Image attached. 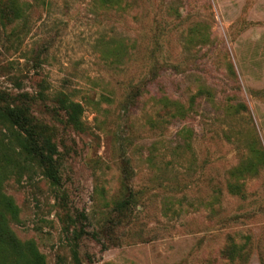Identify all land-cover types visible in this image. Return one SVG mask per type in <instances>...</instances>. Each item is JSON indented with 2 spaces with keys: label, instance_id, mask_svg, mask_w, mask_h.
Masks as SVG:
<instances>
[{
  "label": "rangeland",
  "instance_id": "obj_1",
  "mask_svg": "<svg viewBox=\"0 0 264 264\" xmlns=\"http://www.w3.org/2000/svg\"><path fill=\"white\" fill-rule=\"evenodd\" d=\"M41 83L62 183L21 160L3 190L47 264H264V0H0V91Z\"/></svg>",
  "mask_w": 264,
  "mask_h": 264
},
{
  "label": "trees",
  "instance_id": "obj_2",
  "mask_svg": "<svg viewBox=\"0 0 264 264\" xmlns=\"http://www.w3.org/2000/svg\"><path fill=\"white\" fill-rule=\"evenodd\" d=\"M40 85L41 89L37 93L0 91V119L9 125L14 138V141L9 140L6 151H0V264H47L45 255L36 243L32 240H22L13 230L10 220H18L19 209L14 199L3 190L6 178L4 173H7L10 167L20 166L21 160L25 163L37 161L53 185L59 186L62 183V163L53 129L34 114V106L39 102L49 107L46 103L47 95L44 93L45 84ZM139 96L138 90L134 91L129 95L128 102H134ZM53 102L55 105L47 108L49 112H63L66 124L80 128L83 112L81 103L71 99L64 91L59 92ZM132 190L125 198L117 201V210H124L132 204L135 194ZM92 234L98 238L95 232ZM79 236L80 233L76 239ZM241 249L242 246L238 248L237 244L235 247H225L223 255L234 258L235 252L237 254ZM74 256L78 260L76 249Z\"/></svg>",
  "mask_w": 264,
  "mask_h": 264
}]
</instances>
